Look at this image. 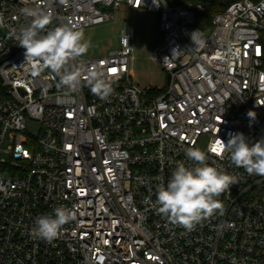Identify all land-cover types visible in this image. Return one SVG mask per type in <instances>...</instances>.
<instances>
[{"label": "built area", "instance_id": "built-area-1", "mask_svg": "<svg viewBox=\"0 0 264 264\" xmlns=\"http://www.w3.org/2000/svg\"><path fill=\"white\" fill-rule=\"evenodd\" d=\"M122 5L157 15L152 60L166 88L135 85L133 29H121L118 49L73 62L106 73L107 99L86 78L73 91L49 69L33 75L10 35L30 22L25 7H50L46 34L103 22ZM202 10L167 0H0V264H264V177L218 154L230 133L264 139V0L231 3L207 34L193 26ZM190 147L238 183L217 197L222 213L187 230L154 205L176 166H193ZM58 207L75 219L51 242L34 239L36 219Z\"/></svg>", "mask_w": 264, "mask_h": 264}, {"label": "clouds", "instance_id": "clouds-1", "mask_svg": "<svg viewBox=\"0 0 264 264\" xmlns=\"http://www.w3.org/2000/svg\"><path fill=\"white\" fill-rule=\"evenodd\" d=\"M60 2L66 3V0ZM21 12L31 20L19 30L12 29L10 35L25 49L24 63L31 65L33 75L49 69L60 76V85L73 91L81 85L82 78H86L95 95L101 99L111 95L112 82L102 69H86L82 61L73 63L90 48V42L84 39L83 28L69 21L42 34L53 20L50 7H25ZM0 25H3L2 18ZM191 39L195 44L199 43L197 31L192 33ZM247 116L254 120L256 113L249 111ZM223 152L229 153L232 163L249 175L264 177V139L250 144L243 133H230L227 142L220 139L218 154ZM186 156L193 166L186 167L183 163L176 166L167 186H159L154 206H158L156 210L169 223L192 230L217 211L223 212V203L217 197L238 183V179L221 167L210 165L207 154L198 148H188ZM74 219L73 210L58 207L54 216L38 217L30 234L34 239L51 242L58 237L62 226Z\"/></svg>", "mask_w": 264, "mask_h": 264}, {"label": "rangeland", "instance_id": "rangeland-1", "mask_svg": "<svg viewBox=\"0 0 264 264\" xmlns=\"http://www.w3.org/2000/svg\"><path fill=\"white\" fill-rule=\"evenodd\" d=\"M107 10L113 12L114 17L83 28L84 39L90 42V48L81 57H99L110 50L118 49L121 29H125L127 33L133 29L135 85L142 91L150 88H166L168 86L167 72L152 60L158 33L157 15L143 9L133 10L127 5Z\"/></svg>", "mask_w": 264, "mask_h": 264}, {"label": "trees", "instance_id": "trees-1", "mask_svg": "<svg viewBox=\"0 0 264 264\" xmlns=\"http://www.w3.org/2000/svg\"><path fill=\"white\" fill-rule=\"evenodd\" d=\"M235 1L237 0H167L172 6L183 5L187 2H200L203 5V10L196 16L193 26L201 34L210 31L212 28V18L217 12L224 10Z\"/></svg>", "mask_w": 264, "mask_h": 264}, {"label": "snow or ice", "instance_id": "snow-or-ice-1", "mask_svg": "<svg viewBox=\"0 0 264 264\" xmlns=\"http://www.w3.org/2000/svg\"><path fill=\"white\" fill-rule=\"evenodd\" d=\"M109 71H111V72H115L116 70H115V69H110Z\"/></svg>", "mask_w": 264, "mask_h": 264}]
</instances>
